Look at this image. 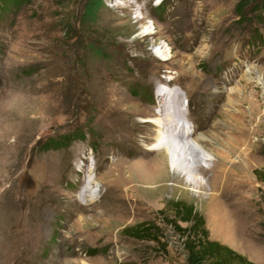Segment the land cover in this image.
<instances>
[{
    "label": "rangeland",
    "instance_id": "obj_1",
    "mask_svg": "<svg viewBox=\"0 0 264 264\" xmlns=\"http://www.w3.org/2000/svg\"><path fill=\"white\" fill-rule=\"evenodd\" d=\"M263 4L26 0L0 16V264H185L166 222L172 201L201 215L208 240L264 264ZM160 92L178 93L193 138L225 121L239 131L246 177L216 189L199 177L198 189L166 154L147 185L110 176L116 161L148 159ZM96 180L110 189L101 205H116L105 221ZM242 201L248 221L214 219ZM135 225L156 241L122 233Z\"/></svg>",
    "mask_w": 264,
    "mask_h": 264
},
{
    "label": "bare ground",
    "instance_id": "obj_2",
    "mask_svg": "<svg viewBox=\"0 0 264 264\" xmlns=\"http://www.w3.org/2000/svg\"><path fill=\"white\" fill-rule=\"evenodd\" d=\"M159 53L161 54V51ZM158 94L159 100L156 101L158 105L149 113L150 116L154 117L150 121L154 135L144 139L145 146L146 144L149 146L148 143H152L150 145L152 147H145L141 151V154L145 156L144 158L148 159L146 161H139L136 166L126 160L116 161L109 170V173L111 171L110 176L127 171L128 176L141 180V185H147L157 175H160L164 168L162 156L166 154L171 158L174 172L187 177V181L196 185L198 189L202 187L199 177L208 178L206 182L209 183L212 189H216L215 181L217 179H220V187H223L233 177L241 175L246 177L247 172L244 165L246 148L243 147L244 141H241L240 137H238V135L240 136L239 131L233 137L226 128L227 122L225 121L221 127L217 128L218 132L212 138L204 134H199L193 138V135L196 134L195 130H191V126L187 122H183L184 116L182 115L184 113L181 111L184 110L183 104L179 102L180 104L176 106V100L179 97L178 93L171 92L169 96H166L163 92ZM170 124L173 126V130L169 128L165 130V126H170ZM181 130L185 131V135H182ZM208 146L210 150L206 149ZM208 156L212 157L211 165L204 169L200 166V163L208 161ZM97 183L100 182L97 181ZM89 186L91 188L85 191V195L88 194V196L84 195L83 197L93 200L94 192L92 193V191L96 190L94 188V181L91 180ZM100 188L103 191L98 199L100 204L99 220L103 219L105 221V218L109 214L106 208L112 210L116 205H101L104 202L105 193L110 189L102 182L100 183ZM135 193L133 192L132 195ZM95 202L97 201H94L92 204ZM245 207V201L239 202L236 205L235 212H226L222 216L216 215L214 219L218 220L221 217H225L229 222L236 220L248 221V217L240 212Z\"/></svg>",
    "mask_w": 264,
    "mask_h": 264
},
{
    "label": "trees",
    "instance_id": "obj_3",
    "mask_svg": "<svg viewBox=\"0 0 264 264\" xmlns=\"http://www.w3.org/2000/svg\"><path fill=\"white\" fill-rule=\"evenodd\" d=\"M25 1L0 0V16L9 14L11 10H17ZM167 209L170 212L166 220L167 226L181 239L185 264H254L229 247L208 240L204 220L190 204L172 201ZM178 223H183L185 226L180 227ZM122 233L138 240L156 241L154 231L149 226L124 227Z\"/></svg>",
    "mask_w": 264,
    "mask_h": 264
}]
</instances>
